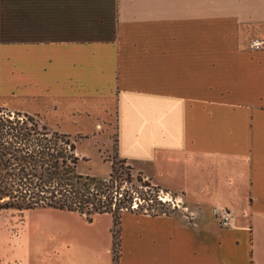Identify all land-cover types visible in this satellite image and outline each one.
Here are the masks:
<instances>
[{"label":"crops","instance_id":"1","mask_svg":"<svg viewBox=\"0 0 264 264\" xmlns=\"http://www.w3.org/2000/svg\"><path fill=\"white\" fill-rule=\"evenodd\" d=\"M255 40L264 0H0V109L61 134L113 127L117 156L182 204L123 212L119 264H264ZM46 211L38 264L48 245L53 264H112L111 215L93 234L83 215Z\"/></svg>","mask_w":264,"mask_h":264},{"label":"trees","instance_id":"2","mask_svg":"<svg viewBox=\"0 0 264 264\" xmlns=\"http://www.w3.org/2000/svg\"><path fill=\"white\" fill-rule=\"evenodd\" d=\"M0 113V211L55 209L78 213L88 222L95 215L109 214L112 264H119L121 214L161 215L141 213L147 209L138 198L144 202L151 198L138 192L134 182L155 192L161 189L118 156L106 179L79 175L75 170L79 157L69 136L50 131L37 116ZM153 200L163 205L156 196Z\"/></svg>","mask_w":264,"mask_h":264},{"label":"rangeland","instance_id":"3","mask_svg":"<svg viewBox=\"0 0 264 264\" xmlns=\"http://www.w3.org/2000/svg\"><path fill=\"white\" fill-rule=\"evenodd\" d=\"M0 111L2 113H15L1 109ZM40 121L44 123L50 131H55V128L48 124L47 121ZM63 130L71 131L65 135L69 136L70 140L75 143L76 155L79 157L75 167L76 173L82 176H89L99 179L108 178L111 170V162H117L120 160L116 155L117 151L114 128H109L106 126L95 129L84 128L81 130L82 133L75 132L72 129ZM134 184L138 192L141 191L143 192L142 194L146 195V197L151 198V200L147 202H144L138 198V204H140L141 207H144V209H147L142 210L141 213L162 214V211L166 213L183 211L178 209L179 207L176 206L178 201L171 194H168V192L163 190L155 192L148 188H140L135 182ZM154 196H156L157 201L160 203L162 202L159 200V197L166 199L168 198L171 201L168 202L165 199L166 201L165 203H162V206L155 205L153 200ZM135 197H137V195H135ZM171 202H173V204ZM178 205L180 207L182 206V204ZM46 210L55 209L36 208L30 211H0V264H38V258L40 260V257L43 256L44 253L43 249L36 248L34 244L37 240H39V238L44 237L42 233L40 235L38 234V229L40 224H46L48 222V213ZM103 220L104 218L97 219L96 217H93L90 223H87L88 221L86 220V223H84L85 226L90 224V227H87L84 232H90L94 234L97 232L98 226L105 224ZM60 239L61 236L59 235L51 236L49 238L51 241ZM46 251L47 253H50L45 254L46 256L41 264H53L51 262L52 260L59 261L60 259L58 256L60 258L62 257V254L60 253H53L52 247L50 248L49 245ZM34 260L36 261L34 262Z\"/></svg>","mask_w":264,"mask_h":264},{"label":"built area","instance_id":"4","mask_svg":"<svg viewBox=\"0 0 264 264\" xmlns=\"http://www.w3.org/2000/svg\"><path fill=\"white\" fill-rule=\"evenodd\" d=\"M250 46L252 48H255V49H264V41H258V40H255L253 41ZM167 196V195H166ZM166 198H162V197H159V200L162 202V203H165V201L167 200L168 202H170L171 200L170 199H166ZM173 204V202H171ZM178 205V202L176 203V206ZM219 219H220V224L222 227H227L229 225V221H230V214L227 212V211H222L220 212L219 214Z\"/></svg>","mask_w":264,"mask_h":264}]
</instances>
